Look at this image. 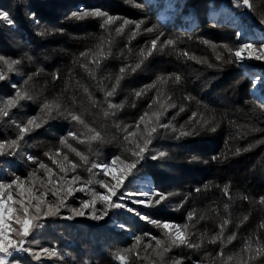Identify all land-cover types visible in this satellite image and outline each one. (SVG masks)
<instances>
[{"label":"trees","instance_id":"obj_1","mask_svg":"<svg viewBox=\"0 0 264 264\" xmlns=\"http://www.w3.org/2000/svg\"><path fill=\"white\" fill-rule=\"evenodd\" d=\"M209 3L236 6L234 0H185L187 9L193 7L198 14V22L187 29L176 19L162 22L144 0H0V11L13 20L10 25L0 19V56L18 62L11 71L0 62L5 76L0 80V108L17 92L22 97L6 108L8 116L0 115V183L20 177L19 187L0 192L6 207L17 210L20 205L14 201L27 204L33 193L47 191V201L57 205L65 201L59 215L42 218V226L27 238L31 253L10 250L5 264H264V251L258 252L264 249V101L251 93V78L227 50L239 47L237 32L207 17ZM253 4L249 18L264 33V0ZM240 8L235 12L244 10ZM95 10L113 21L105 24L107 17L84 15ZM257 66L264 72V63ZM117 77H122L118 85ZM113 86L115 92L108 97ZM45 104L53 105L50 115L42 111ZM69 112L81 115L94 131L72 121ZM154 113L160 114L159 123ZM30 119L40 127L28 125ZM146 125L157 131L124 189L132 190L135 176L152 175L166 199L147 208L135 205L136 212L181 225L182 230L187 226L188 242L198 246L173 245L164 251L170 241L157 224L126 209H109L103 219H92L105 209L98 199L94 208L83 207L95 199L93 190L105 191L96 181H110L98 169L89 172L91 164L116 156L133 159L128 150L135 148L133 141L143 145ZM22 126L31 130L21 134ZM95 132L100 138L90 141ZM69 162L79 165L75 171ZM73 176L81 179L72 187L84 185V190L68 196L65 180L71 182ZM155 194L150 199H158ZM76 207L85 215H75L73 209L80 212ZM111 217L121 220L126 230L111 227ZM157 240L162 241L159 247ZM44 248L57 255L45 254Z\"/></svg>","mask_w":264,"mask_h":264},{"label":"snow or ice","instance_id":"obj_2","mask_svg":"<svg viewBox=\"0 0 264 264\" xmlns=\"http://www.w3.org/2000/svg\"><path fill=\"white\" fill-rule=\"evenodd\" d=\"M236 3L237 7H244L247 8L249 11L254 10V4L253 0H234ZM137 7H140V5H136ZM73 15H77L76 13H73ZM84 15H93L95 17H107L105 20V24H108L109 22L113 21V17L109 16L106 12L100 11V10H95L92 13H87L85 12ZM0 19H3L7 21L8 24H13V20L10 18L9 13L6 11H0ZM125 24L130 23V21H124ZM261 24H264V19L260 20ZM136 27H140V23L136 24ZM121 29H117V31H120ZM148 32L154 31V28H148L146 29ZM157 39H153L151 44H152V50H155L157 46ZM166 43L168 45H172L174 42L172 40H167ZM207 43V42H206ZM225 48H227V45H224ZM228 52L233 55L237 61L243 62L244 60H256V61H261L264 62V42H261L259 45V48H257L254 44H249V43H241L240 46L233 51L232 49L228 48ZM86 55V54H82ZM148 55H151V51H149ZM187 55V53H185ZM141 56H144L143 50L141 51ZM217 59H222V57L218 56ZM0 62H3L4 64L9 66V71H11V66L15 63H18L17 61H8L5 60L4 57L0 56ZM231 62V60H229ZM141 65L138 63L135 68H132L131 70L134 72L136 69H138ZM121 73L125 72L124 68L120 69ZM122 77H117V85L119 84V80ZM5 79V76L3 75L2 72H0V80ZM179 77H177V80ZM257 85H260L264 87V77L257 76L254 78L253 82V87L255 88ZM15 87V85H13ZM115 87L113 86V90L107 92V96L111 97L114 92H115ZM137 96L141 95V93H136ZM22 98L20 96V93H16V98L14 99H9L5 101V106L7 107H12L16 103V99ZM56 110H59L60 105L56 103L54 105ZM109 108L112 107H119V106H114L112 104L108 105ZM163 107V105H161ZM264 107V105H262ZM6 108H0V115L2 116H8V111ZM47 110V114L50 115L51 111L53 110V105L50 104H45L44 109L42 111ZM183 111V109H181ZM68 115L70 116L72 121H76L77 123L81 124L84 126V128L87 129L88 132H93V129L88 128V125L85 123L84 119H82L81 115H77L74 113L69 112ZM109 115L108 112H105V116ZM148 114L145 113V116ZM154 115L157 116V123H159V113H154ZM145 116H141V121L144 120ZM205 123H207L205 121ZM28 125H32L36 128L40 127L39 123H36L34 119H30L27 122ZM160 127H167V125L160 124ZM138 127V125H137ZM31 129L27 126H22L20 127V133L24 134ZM175 131V129H173ZM157 131L156 126H152L150 129L145 126V132H146V137H141L143 139V145H141L139 142L133 141L135 144L134 149H129L128 151L131 154V157L133 159L128 160L124 159L122 160L121 157L116 156L114 157L110 162H103V163H92L90 168L88 169L89 172L92 171V169H99L101 175L105 177H110L109 182H105L104 180H98L96 183L100 185V187L104 188L106 191L104 193H98L96 191H92L91 194L95 198L90 202H84L83 207L84 208H89V207H95V204L97 203V199L105 206L104 212L102 215H92V219H103L105 215L108 214L109 209H126L130 213H135L141 220H146L149 223H155L157 224L158 227H161L162 229L165 230V235L168 236L169 238V244L167 247L164 248V251H168L173 245L179 246L182 244H188L189 247L193 246H198V245H192L188 242V238L185 235V231L187 226H184V230H182V226L178 224H173V223H160L158 221H153L151 218L146 217L144 215H141L139 212H136L134 208L127 207L125 203H122L121 201L125 199H130L131 193H128L126 195V189H124V185L126 181H129L130 177H133L135 175L134 170L137 169L138 164L140 161L144 158V153L148 151V145L151 144L152 142V134ZM69 136L73 137L74 139H77L78 142L84 143L85 141L79 140L78 136L76 133L70 132L68 134ZM130 135L135 136V133H130ZM180 135H189L187 132H181ZM21 139L23 136L21 135ZM100 138V133L95 132L94 135L89 136V140H97ZM127 140L128 137H125ZM12 145L15 146L17 144L16 140H13ZM61 144H66V140H61ZM68 147L71 148L70 145ZM3 148H4V143L0 142V155H3ZM73 152H76L77 156H80L81 160H83L85 163H88V158L84 155H82L80 152H77L75 148L71 149ZM161 156L165 155V153H160ZM153 159H156V156L152 157ZM31 159V157H30ZM65 160L68 159L67 156L64 157ZM117 162H119V167L117 168ZM71 164V169L75 171V169L79 166L76 163L69 162ZM41 168H45L46 166L44 164L40 165ZM61 172L65 173V177L67 176V172L63 167H61ZM79 176H73L71 178V182H68L65 180V184L67 185L66 187V194L68 196H71L74 191L84 190V185H81L79 189H74L72 187V184L80 181ZM20 181V177H16L15 180L8 184L0 183V190H3L5 188L11 189L14 184H17V182ZM114 181V183H113ZM49 183H51V180H49ZM88 184H91L92 181L89 180L87 181ZM19 187V185L17 184ZM52 196H57V192L53 191ZM48 195V192H40L38 195L33 193L28 200V203L25 204L23 200L20 201H14V203H19L20 209H14L11 206L6 207V202L3 200L2 197V192H0V253H7L8 255H11V251H22V252H29L31 253V250L28 247H25V244L27 243V238L39 227H41V219L42 218H47L50 216H57L59 215L60 212V207L65 206V201L63 199H60L59 205L55 203L48 202L46 197ZM144 196H148V192L142 193ZM156 197L158 199H149V200H133L132 203L134 204H140V205H145V206H151L152 204H159L162 200L166 199V196L162 193L157 192ZM115 198V199H114ZM246 199V198H245ZM8 200H12V195L9 193L8 195ZM35 201L33 204L32 202ZM260 203L264 204V197L261 198ZM75 215H85L84 212H76L75 209L72 210ZM193 214H190L189 219L192 218ZM68 219H71L73 217H67ZM6 219L8 223L6 224ZM18 225V227H12V224ZM227 223V221H225ZM6 227L10 229V231H6ZM121 228L124 227V225H120ZM175 229V232L173 233L172 230ZM222 231H223V226H222ZM12 233H15V237L13 238ZM155 239V238H153ZM231 239V237L229 238ZM212 242H215V238L213 239ZM162 244V241L157 240V246L159 247ZM42 251L49 255V256H56L57 252L55 250H49L47 248L42 249ZM259 251H264L258 250ZM34 254V253H32ZM118 259L121 260L122 262L125 260L124 255L118 256ZM0 264H3V261L0 260Z\"/></svg>","mask_w":264,"mask_h":264},{"label":"rangeland","instance_id":"obj_3","mask_svg":"<svg viewBox=\"0 0 264 264\" xmlns=\"http://www.w3.org/2000/svg\"><path fill=\"white\" fill-rule=\"evenodd\" d=\"M144 1L146 4L151 5L154 9H156L158 18L164 23L170 22L172 21V19H176V24L178 26L187 27V29H190L198 22V14L193 9V7H188L187 9V7L185 6V0ZM238 8L240 7H237V5L234 8H228L225 5L216 8L213 3H209L206 14L209 19H212L217 23H224L226 25L233 26L235 31L237 32L236 38L239 44L249 43L254 44L257 48H259L260 43L264 42L263 31L256 25V23L252 19L249 18V10L247 8L243 7L244 10L235 12ZM241 18H247V22H242L243 20ZM258 63L264 62L248 59L244 60L242 63L239 62L240 66L244 69V72L252 80V88L250 90L251 93L258 99L264 101V87L260 85H257L255 88L253 87L255 77H264V72L261 71V69L257 66ZM118 167L119 166H117V168ZM131 186L133 187L132 190L126 192V195L128 193L132 194L130 199L121 201L122 203H125L127 207L131 208H134L135 205H138L142 208H147V206L145 205L134 204L132 203V201L137 199L149 200L153 193L159 192L158 190H156L154 178L150 174H140L135 176L131 181ZM105 191H100L99 193H104ZM144 192H148L149 195L147 197L142 195V193ZM76 209L82 212L80 208L76 207ZM109 225L118 230H126L127 228L122 223V221L118 220L116 217L110 218ZM120 225H124V227L121 228ZM173 231L175 232V229H173L172 232ZM9 256L10 255H8L7 253H0V260L3 261V264L6 263Z\"/></svg>","mask_w":264,"mask_h":264},{"label":"bare ground","instance_id":"obj_4","mask_svg":"<svg viewBox=\"0 0 264 264\" xmlns=\"http://www.w3.org/2000/svg\"><path fill=\"white\" fill-rule=\"evenodd\" d=\"M174 232V231H173Z\"/></svg>","mask_w":264,"mask_h":264}]
</instances>
